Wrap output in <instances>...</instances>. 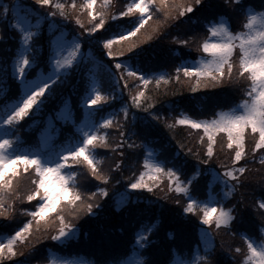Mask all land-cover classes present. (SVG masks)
<instances>
[{"label":"snow or ice","instance_id":"1","mask_svg":"<svg viewBox=\"0 0 264 264\" xmlns=\"http://www.w3.org/2000/svg\"><path fill=\"white\" fill-rule=\"evenodd\" d=\"M40 6H50L54 11L46 14L54 17L57 14L65 19L69 18L68 8H77V0H71L70 6L62 0H35ZM203 0H128L122 11L114 15L109 14L112 0H84L80 10H87L91 24L84 31L95 33L102 29L108 19L118 17H134L133 26L120 28L111 38L103 40V47L107 49L108 57H123L125 51H114V45H123L136 37L137 33L153 18L161 15L162 20H157L152 25V32H157L161 24H166L169 19H178L185 13L193 12L197 5H202ZM233 12H238L243 20L240 28L233 30L232 20L226 14H217L206 24L207 35L198 43L201 53L199 60L183 61L174 69L175 76L169 74L159 75L158 78L146 76L133 67L115 63V69L125 68L129 77H136L143 87L129 99L136 108H150L148 103L151 97L147 94L150 83L159 86L162 82L169 83L174 78L180 81L181 74L187 78L191 90L196 91L206 88L210 83L223 84L226 80L230 83L245 82L243 98L227 110L218 109L217 114L210 119H195L188 113L181 111L174 123L191 126L203 130L200 137L201 143L207 138L208 159L215 152V145L220 134L226 135V147L232 150L231 166H224L223 173L209 168L211 173L206 182L207 192L203 198L195 197L192 193V184L195 177L201 176L197 169L192 176L181 179V172L176 167H166L165 161L151 158L144 159V170L135 177L127 187L130 189H147L152 191L166 179L169 191L182 194L186 200L183 211L194 214L201 222L200 239L187 248L169 247L165 259L161 262L149 252L151 237L157 227V221L141 224L133 234V239L126 250L110 257L101 258L92 264H220L213 257L217 248L215 237L222 228L230 229L237 218L236 204L225 207L224 200L233 195L237 185L243 181L247 164H239L246 156V139L253 138L251 153L264 149V0L259 6H252L247 0H224ZM14 13L11 26L19 33V46L16 56L12 59L11 76L19 80V94L10 98V102L0 107V217H9L15 211L17 201H36L34 210L22 209L31 218L12 234L0 235V262L23 255L21 245H28L34 232L49 233L50 239L66 242L76 234L78 225L76 220L84 213H93L99 207L95 203L98 196L108 195L106 187H97L95 191H83L77 184V171L74 165L85 167L92 177L107 182L110 177L101 171L98 166L102 158L97 152L101 147H111L108 144L106 129L113 125L120 128L122 125L115 117L109 115L103 118L101 124L95 122L94 116L107 102L112 99L108 91L102 90L103 81L97 73L90 74L87 95L84 97L85 105L95 108H86V120L77 123L72 114L70 104L67 114L56 113L60 120L71 119L75 131L67 136L66 141L57 146L54 151H45L48 147L51 128L55 125L49 121L38 133L39 146L22 147L25 143L20 136V122L32 114L43 110V106L60 83L61 76H67L73 66L83 58V49L79 35L67 39L62 31H55L49 36L48 52L42 56L37 38L40 35V19L33 21L20 5L13 6ZM9 7L0 9V16L7 17ZM34 12V10H33ZM176 13L173 15V13ZM75 21L83 27L84 21L80 16H75ZM49 27H52L50 24ZM149 33L147 38H151ZM175 39V37H174ZM192 39H195L193 37ZM180 44H188L189 40H179ZM137 43H130L126 51L131 52ZM207 54V55H204ZM191 63L192 66H184ZM7 77V63L3 68ZM111 72V70H109ZM116 82L125 75L124 71L111 73ZM128 81L124 80L125 87ZM7 95L6 89H0ZM128 105L123 108L124 116L128 115ZM51 115V114H50ZM156 119H159L157 116ZM34 124L37 122H33ZM171 126V124L169 125ZM57 135L59 130H57ZM121 138L124 132H120ZM189 151H191L189 149ZM199 158V156L197 157ZM255 159V156H252ZM264 163V157H261ZM119 161L117 162V166ZM30 178L32 188L26 192L20 190L22 176ZM222 184L223 190L217 191L213 185ZM126 199L122 196L121 200ZM179 203V201H176ZM258 207L264 209V198L258 202ZM204 225L208 227H204ZM260 236H255L246 231H241L244 248H228L229 254L239 255L241 264H264V224L260 227ZM171 236L172 233L170 232ZM204 253L201 255V253ZM49 264H88L79 256L64 254L52 255Z\"/></svg>","mask_w":264,"mask_h":264},{"label":"trees","instance_id":"2","mask_svg":"<svg viewBox=\"0 0 264 264\" xmlns=\"http://www.w3.org/2000/svg\"><path fill=\"white\" fill-rule=\"evenodd\" d=\"M14 0H0V9L9 5ZM247 2L252 6H259L261 0H250ZM70 6L71 0H62ZM188 2V1H186ZM16 3L27 5V10L34 9L38 5L35 0H16ZM84 0H77V8L69 7V19L75 21V16L79 15L84 21L83 27L76 23V28H80L79 37L82 48L86 56L76 65L67 76H61L53 92L43 106V110L25 117L20 122L19 133L25 143L22 147L39 146L37 144L38 133L47 123L48 117L54 121L55 133L50 146L45 151H54L57 146H61L69 134L74 133L75 128L72 121L56 118V113L62 108L68 100L71 102L75 116L79 119L82 115L83 97L87 94L89 87V77L92 73H97L102 79V90L108 91L112 99L106 105L95 113L94 118L99 120L102 117L113 116L122 127L109 126L106 131L108 134V144L111 147H101L97 155L102 158V163L98 166L101 171L108 174L110 179L107 182L97 180L92 177L89 171L83 167L74 165L73 170L77 171V184L83 191H95L97 187H106L108 195L96 199L95 203L99 207L93 209V213H84L75 223L78 225V233L70 238V241L61 243L54 241L46 232H34L28 245H21L20 250L23 255L14 257L10 260L0 262V264H49L53 251L64 255H74L84 257L93 262H98L101 258H106L118 254L128 247L133 239V234L141 224H147L153 220L157 221V227L151 237L152 244L149 252L154 258L163 261L169 247L187 248L200 239L199 231L201 222L198 217L191 214L190 217L179 218L177 214L169 210L168 196H173L172 207L175 212L183 211L186 200L182 194L169 191L168 181L165 179L157 188L152 191L147 189H130L127 185L139 176L144 170V159L147 152L151 149L156 153L160 161H165L166 167H176L181 172V179H187L197 169L201 176L193 179L191 186L195 197L203 198L207 192L206 182L211 173L209 168H214L223 173L222 165L231 166L233 152L226 147V135L220 134L215 145V152L209 159L208 164L203 161L208 159L207 138L201 143L200 137L203 136V130H197L187 125L175 124V119L181 114V111L188 113L192 118H209L218 109H226L243 98V89L245 82H228L223 84L210 83L206 88H200L196 91L191 90V85L187 78L181 74L180 81L174 78L169 83L162 82L157 86L154 83L149 84L147 89L148 101L152 105L150 108H136L129 99L130 93L135 94L139 87H143L136 77H129L125 68L115 69V63L121 62L122 65L131 66L134 70L143 73L154 70H168V74L175 76L174 69L181 65L183 61L194 59L200 51L198 43L202 37L207 35L206 24L217 14H226L232 20V27L241 25L243 17L238 12H233L223 6L224 0H205L208 6L214 8V11L204 13L203 11L195 14L193 12L185 13L178 19H169L166 24H161L157 32H152V25L157 20H162L161 15L153 18L144 26L141 31L144 34L137 33L136 37L125 42L123 45H114V51H125L123 57H108L107 49L103 47V40L111 38L120 28L133 26L134 17H118L117 19H108L102 29L95 33L84 31L91 24L88 19L87 10L81 11L80 5ZM128 0H112L109 8V14L114 15L122 11ZM225 4V3H224ZM45 7V6H43ZM49 8H51L49 6ZM197 8V7H196ZM51 11H54L51 8ZM33 16L35 15L32 12ZM176 13L174 12L173 15ZM58 15V14H57ZM56 15V16H57ZM59 16V15H58ZM193 22V27H182L181 22ZM69 25V24H68ZM43 46L40 52L46 55L48 52L49 36L54 33L46 31ZM71 28V26L69 27ZM192 31H194L192 33ZM74 31L69 32V36ZM152 33L151 38H147ZM19 35L16 29L11 26L10 18L0 16V64L10 66L12 59L16 56L19 46ZM175 37V39H174ZM195 37V39H192ZM179 40H189L188 44H180ZM130 43H137V47L131 52L126 51ZM8 70V69H7ZM111 70V72L109 71ZM124 71L125 75L116 82L115 76L111 73ZM124 80L128 81L127 86ZM0 89H6L7 95L0 94V107L10 102L19 94V80L13 78L8 70L7 77L3 71L0 73ZM206 92H209L207 95ZM128 105V115L124 116L123 108ZM95 108V107H94ZM51 114V115H50ZM159 119H156V117ZM37 123H33V122ZM171 124V126H169ZM124 132L123 138L120 132ZM250 137V138H248ZM246 140V152L249 153L239 164H247L243 181L237 185L232 195L231 202L239 200L241 205L237 215L241 217L245 226H237L232 230L233 237L229 240V246L244 248L241 231H246L255 236H260V227L264 224V219L255 221L254 218H264V209L258 207L257 202L264 198V163L261 157H264V149L257 150L255 154L251 153L253 147V138L249 135ZM189 149L191 151H189ZM255 156V159L252 156ZM199 156V158H197ZM119 164L117 166V162ZM87 170V180L80 176L81 172ZM27 175L22 176L20 180L21 192H26L32 188L26 184ZM213 187L221 191L222 184H215ZM127 191L126 202L119 206L117 203L120 193ZM179 201V203H176ZM36 201H17L15 211L9 217H0V235L13 233L23 226L31 217L24 213L22 209L28 208L34 210ZM229 207L230 204H224ZM233 205V204H232ZM248 208H253V215L256 208L261 211L260 216L250 215ZM186 214V212H184ZM249 213V216L247 214ZM190 214V213H188ZM178 219H182L177 221ZM164 234L160 241L156 239V233ZM172 233L170 236L169 233ZM32 244L34 247H31ZM163 246H167L162 249ZM30 250L26 251V249ZM162 249V250H161ZM204 254V253H203ZM220 264H240L241 257L229 254L228 250H220L214 257Z\"/></svg>","mask_w":264,"mask_h":264},{"label":"rangeland","instance_id":"3","mask_svg":"<svg viewBox=\"0 0 264 264\" xmlns=\"http://www.w3.org/2000/svg\"><path fill=\"white\" fill-rule=\"evenodd\" d=\"M186 1L191 2V0H186ZM204 1H205V0H203L202 5H197V6H196L197 8H195V10H197V11L195 12V14H197V13L200 12V11H203L204 13H208V12H211V11H214V10H215V9L212 8L211 6H208L207 3H205V5H204ZM247 2H250V3H251L250 0H247ZM222 4H223V6L225 7L226 4H224V3H222ZM14 5H20V6L22 7V10H23L28 16H30L31 19H32L33 21L37 20V17H39V19H40L39 27L41 28L40 35H39V37L37 38V43H38L39 46H43L44 41H45V38H46V36L43 35V34H44V28H43V27L48 28V29H45V30H46V31H49V32H53V31H54V32H55V31H62V32L65 34V37H66L67 39H71V38H72L73 36H75V35H80V33H79V31H78V30H80V28H76V27H74L73 25L76 26V23H75L74 21L70 20L69 18L65 19V18L60 17V16L57 15V16H54V17H47V18L45 19L46 14H47L48 12L51 11V8H49V6H45V7H43V6H40V5H35V7H34L35 10H34V9H32V10H31V9L27 10V9H28V7H26L27 5H22V4H20V3H16V0L11 1V2H9V5H8L10 11L7 13L8 17L10 18V21L13 20L14 13H16V11H17V10L13 7ZM225 8H227V9H229V10L232 11V9H231V7H230L229 5H226ZM33 10H34V14H35L34 16H33V14H32ZM50 24L52 25V27H49ZM68 24H69V25H68ZM70 26H71V28H69ZM181 26H182L183 28H184V27H185V28H186V27L191 28V27H193V22H190V20H189V21H185V22H181ZM239 28H240V25L237 26V27H233V30H236V29H239ZM71 30L74 31V32H73V35L69 36V32H70ZM193 32H194V31H192V33H193ZM16 33L20 36V33H19L17 30H16ZM139 33H140V34H144V31H141V32H139ZM82 49H83V48H82ZM85 54H86V52H85L84 49H83V56H86ZM41 55L44 56V55H45L44 52H42ZM204 55H207V54H204ZM200 56H201V53H199L198 56H196L194 59H192V60H190V61L199 60ZM184 66H189V67H190V66H192V65H191V63H186ZM2 68H3V66H2V64H0V69H2ZM7 69H8L9 72L11 73V70H12V62L10 63V66H7ZM0 73H1V71H0ZM144 74H145L146 76H153V77H155V78H158L159 75H162V74H168V70H162V69H161V70H154V71H151V72H145ZM206 93H207V95L209 94V92H206ZM0 94H2V92H0ZM86 95H87V94H86ZM86 95H85V96H86ZM85 96H84V97H85ZM84 97H83V100L81 101V103H82V110H81V111L83 112L84 116L82 115L79 119H77V117L75 116V112H76V110L73 109L72 104H71V102H70L69 100L63 104L62 108H61L58 112H60L62 115H66V114H67V108H68V105L70 104L71 109H72V114H73V116L75 117L77 123L80 122V121L86 120V108H93V109H94L95 106H93V105H87V106H86L85 103H84ZM238 102H239V101H238ZM238 102H236V103H238ZM236 103H234L233 105H235ZM233 105H232V106H233ZM232 106H231V107H232ZM231 107H229V108H231ZM229 108H226V109H223V110H227V109H229ZM74 111H75V112H74ZM216 114H217V111L214 113V115H212L211 117H209V118H207V119L212 118V117L215 116ZM107 117H108V116H106V117L104 116V117H102V119H103V118H107ZM94 119H95V118H94ZM102 119H101V118H100L99 120H96V119H95V122L99 125V124H101ZM69 120L71 121V119H69ZM49 121H51V122L54 124L53 118H52L51 116L48 117L47 123H48ZM63 121L66 122L65 120H63ZM67 121H68V120H67ZM53 128H54V127H52L50 133H48V135H51L50 143L52 142L55 133H57V131H54ZM248 138H250V137H248ZM248 138H247V139H248ZM247 139H246V140H247ZM50 143H49L48 146H50ZM149 155H151V158L159 160V159L157 158V156H156V153H155L153 150H151V149L147 152V156H146V157H148ZM72 167H73V166H72ZM80 176L83 177L84 180H87V170L82 171L81 174H80ZM27 177H28V176H27ZM23 178H26V177H23ZM26 184H27V185H31V182H30V178H29V177L26 178ZM222 190H223V185H222V187H221V191H222ZM234 192H235V191H234ZM234 192H233V193H234ZM127 194H128L127 191H125V192H123V193H120L119 198H118V201H119V202L117 203L119 206H121L123 203L126 202V199L121 200V197L124 196V197L127 198V196H126ZM168 198H169V199L167 200V202H168V205H167V206L169 207V210H170L171 212L177 214L179 218H183L184 216H186V217H184V218L190 217L191 214H188V213L185 214L184 211H182V210H181V212H175V211H174V208H173L172 205H171V204H173V201H174L173 199H174V197H173V196H168ZM231 198H232V196L227 197V198L224 200V204H230V206H231L232 204H236V205H237V208H238V210H239V207H240V205H241L240 201H239V200H235L234 202H231ZM230 206H229V207H230ZM252 209H253V208H250V209L248 208V211H249L250 215H252V213H251V210H252ZM249 213L247 214V216H249ZM260 213H261V211H259L258 208H256V211H254L252 217H253L254 215H256V214H257V216H260ZM262 219H264V218H254L255 221H257V220H262ZM179 220H182V219H178L177 221H179ZM236 222H238V223H237L238 226H245L246 229H249V228H250L249 225H244V222H246V221H241V217H240L239 215H237V218H236L235 222L232 224V226H231L230 229L222 228V229L219 231L218 235H216V237H215V244H216V248H217L216 254H217L220 250H228V248L230 247V246H229V240L232 239V237H233L232 230L234 229L235 226H237V225L235 224ZM20 227H21V226H20ZM204 227H208V226L204 225ZM78 229H79V228H77V230H76V234H75L74 236L77 235V233H78ZM165 230H166V228H164V230L162 231V234H161V235H159L158 232L156 233V235H157V236H156L157 241H160V237L164 234ZM13 233H14V232H13ZM5 234H12V233H7V232H6ZM1 235H4V234H1ZM199 236H201L200 231H199ZM68 241H70V239H69ZM68 241H66V242H68ZM0 242H2V241H0ZM63 243H65V242H63ZM31 247H34V245L32 244ZM166 247H167V246H163L162 249H164V248H166ZM162 249H161V250H162ZM28 250H30V248L26 249V251H28ZM54 254H59V253H56L55 251H53L52 254H51V257H52V255H54ZM216 254H215V255H216ZM201 255H203V252L201 253ZM67 256H74V255H67ZM81 258H83L86 262H88V264H92V262H93V261H90V262H89V259H86V258H84V257H81ZM240 264H241V262H240Z\"/></svg>","mask_w":264,"mask_h":264}]
</instances>
